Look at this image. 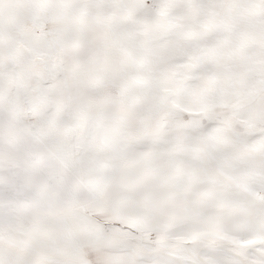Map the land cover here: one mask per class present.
<instances>
[{
	"label": "snow or ice",
	"instance_id": "1",
	"mask_svg": "<svg viewBox=\"0 0 264 264\" xmlns=\"http://www.w3.org/2000/svg\"><path fill=\"white\" fill-rule=\"evenodd\" d=\"M0 264H264V0H0Z\"/></svg>",
	"mask_w": 264,
	"mask_h": 264
}]
</instances>
